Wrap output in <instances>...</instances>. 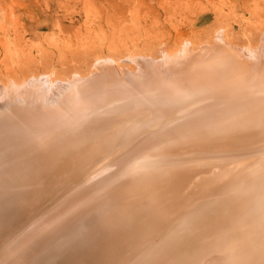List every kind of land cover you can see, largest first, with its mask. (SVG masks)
<instances>
[{
  "label": "bare ground",
  "instance_id": "6f19581e",
  "mask_svg": "<svg viewBox=\"0 0 264 264\" xmlns=\"http://www.w3.org/2000/svg\"><path fill=\"white\" fill-rule=\"evenodd\" d=\"M220 46L221 42H216L214 45L204 46L194 51L186 45L183 51H179L180 54L177 52L162 59V63L169 69L179 73L175 85L178 84L174 85L173 92L179 88L180 83L184 82L203 84L206 85L205 87L217 84V88H221V91L211 92V99L202 103V107L189 109L190 119L183 122L184 128L181 130L180 125L176 126L171 136L159 126L150 128L152 122H154L152 125H156L161 119V115L155 112L154 118L147 122H139L138 124H141L139 128L134 129L131 125L129 128L122 129L123 132L118 135L119 131L115 128L116 134L113 130L110 134L108 128L111 126L113 128L115 122H122L117 115L121 111L130 109L132 102H138V98L128 100L126 96H130L131 91H125L124 86H113L114 90L105 92L103 95L94 94L95 90H98L96 88L92 92L88 89L85 82L92 77H101L98 72L100 69L109 71L115 68L112 62L102 59L95 62L97 71L95 70V73L85 78L86 80H77L80 78L73 75L74 82H84H82L84 84L83 94L73 95L74 100L70 102L74 106L69 108L77 109L73 111L74 113L69 114L68 112L67 116L64 115L63 120V122L78 123L79 119L84 118L87 112L94 110L95 107L107 108L109 111L103 110L96 122L94 121L95 123L103 122L99 129L93 130L98 131L97 134L89 133L91 136L88 139L94 141L92 143L100 138L104 139L102 143L101 141L97 143L100 144L96 146V149L91 151L92 146L87 149L83 148L85 139L81 140L79 133L87 129L84 126H80L78 133L75 134L58 131L59 133H55L56 136L49 134L46 138H43L45 134L43 131L42 138L19 143L18 140L24 136L22 132L28 130L29 134L35 132L33 129L39 128L27 125L18 130L21 124L8 122L11 126L9 130L11 134H8V137L12 138L9 146L14 144L13 152L17 151L18 155H15L13 160H9L10 150L0 146V166L4 169L8 166L0 179V186L8 188L5 191L0 190V211L14 205L16 212L20 210L16 216L25 218L27 212L31 214L36 211L35 213H38L48 205L57 203V197L63 194L65 196L60 202L64 201L68 204L60 207L62 210L65 206V210L60 214L56 213L44 220L43 224L36 227L29 236L9 247L2 255L0 254V264H264V139L262 137L264 136V93L253 91L236 101L231 99L228 86L236 82L234 75L231 74L236 68L233 67L234 60H229L223 67L219 65L220 68L214 65L209 67L211 62L206 61L210 60L213 55H217V52H222ZM253 59L250 58V62ZM141 61L138 59L137 62L142 67L143 62ZM209 69L212 70V77L209 75L212 80L200 81L202 77L208 76L205 73ZM138 74L143 75L141 70ZM148 80L150 84L146 86L150 88L147 94L152 95L155 93L156 86L159 87V82H154L153 78ZM118 82L124 83V79ZM39 85L37 84V88L28 98L37 96V94L39 96L46 94L45 86L47 85L45 84L44 88ZM97 87L100 88V85ZM23 88H25L24 85L16 86L18 89L15 90L16 95H20L19 92H22ZM26 89H23L25 97L29 94ZM139 90L146 91L147 89L142 87ZM7 95L10 97L9 92ZM89 97V101L83 103V100ZM174 97L171 102L172 106H169V110L163 113L165 122L173 121L169 115L173 107L178 108L181 104L180 107L187 110L188 103H197L196 98H192V95L186 94L183 90L177 92ZM118 99L123 101L117 105L114 101ZM103 100H109L111 105L116 104L117 106L110 108L101 103L106 102ZM97 102L98 104L94 105ZM30 104L27 106L32 107ZM156 105L154 103L153 109ZM82 109L88 111L75 116V113ZM97 110L101 109L97 108ZM11 117L15 119L12 121L22 119L18 118L17 114H8L2 118L7 121L6 119L10 120ZM125 118L123 117V120ZM83 122H86V119ZM199 122L212 123L207 128L198 129L195 126H198ZM104 130L107 131L104 132ZM68 134L71 136H67ZM139 135L142 139L134 140L135 136ZM233 135H237L235 137L238 138L231 137ZM179 136L184 139L189 137L191 141L186 142L185 140V144L192 143V140L193 142L200 140L202 137V140L208 139L204 140L208 143L205 142L207 153L201 156L200 154L199 156L187 155V160H191V163L192 160H196L197 163L188 164L189 166L184 168V175L181 173L183 176L177 171L176 173H169V170L164 172L161 168L163 164H174L181 157L174 155L172 157L171 154V157H165L166 155L162 157L156 152L151 155L159 147H168L167 143H175L173 140L180 139ZM220 139L222 141L239 139L242 144H246L244 143L246 140L252 146L247 148L248 150L246 147H240L233 152L224 153L223 146L218 148ZM42 140H45L44 144ZM127 142L134 143L126 149ZM86 145L89 146V144ZM18 147L20 148L17 150ZM254 147L260 158L257 161L251 160V164L246 163L247 160L244 166L241 163L242 160L234 156V154L237 156L250 154L251 156ZM74 149L81 151L79 159L74 155L65 154ZM169 149L167 153L170 152ZM117 153L122 155L118 154L119 156L115 157ZM70 154L73 153L70 152ZM84 156L86 159L82 158ZM200 158L202 161L199 160ZM228 158H233L229 159L232 164L220 163L225 161L221 159ZM65 164L67 168H64ZM12 165L14 166L11 167ZM219 165L222 167H217ZM77 166L84 167V170L82 169L84 172L81 170L84 175L73 179L72 175L74 176ZM249 166L250 168H247ZM64 169L68 170L67 174H64L66 171ZM137 171L141 173L135 176L136 173L138 174ZM52 173H56L52 176L53 181L48 180ZM178 175H181L182 179L176 183L173 177ZM170 180L174 182L170 188L172 191L165 193L166 185L169 182L173 183ZM51 182L52 186L56 184V187L61 186L56 189L57 194L53 189L55 195L47 199V191H50ZM228 188L231 189L227 191ZM53 191L50 192L53 193ZM46 192L47 200L40 198L44 197L43 194ZM1 197L4 198L1 199ZM20 203L23 205L20 206ZM8 213L11 212H6ZM9 223L11 224V221Z\"/></svg>",
  "mask_w": 264,
  "mask_h": 264
},
{
  "label": "rangeland",
  "instance_id": "374dc122",
  "mask_svg": "<svg viewBox=\"0 0 264 264\" xmlns=\"http://www.w3.org/2000/svg\"><path fill=\"white\" fill-rule=\"evenodd\" d=\"M216 42H221L220 49L222 52H217V55H213L210 60L206 61L211 62L209 67L214 65L220 68L221 66L219 65L223 67L229 60H234L233 67L236 68L231 74L234 75L236 82L228 86V94H231V99L236 101L253 91L254 93H260V91L264 93V0H0V146L10 150L9 160H13L14 156L18 155L17 151L13 152L15 145L9 146L12 138L8 137V134H11L9 131L11 126L8 122H16V124H21L18 130L25 128L27 125L39 128L33 129L35 132L29 134L27 133L28 130H23L25 132L21 134L24 136L18 140L19 143H27L37 140V138H42L43 131L45 133L43 138H46L49 134L56 136L55 133H59L58 131L75 134L78 133L77 131H79L78 128L80 126H84L87 129H83L84 132L79 133L80 139H85L82 145L83 148L87 149V147L92 146L90 148L91 151L96 149V146L100 144L97 143L100 141L102 143L104 139L100 138L98 141L95 140V143H92L94 141L88 139L91 136L89 133L97 134L98 131L94 132L93 130L99 129L103 122L95 123L96 119L107 108L97 106L92 110L93 112H87V109L80 110V112L75 113V116L87 112L85 117H88L79 119L80 122L78 123L63 122V120L65 119L64 115L67 116L68 112L71 114L77 109L75 107L69 108L70 106H74L70 102L74 100L73 95L76 93L83 94L84 82H74L73 75H77L80 78L77 80H84L88 76L90 77L97 69L95 62L98 59L112 62L111 64L115 68L109 71H107L108 69L106 71L100 69L98 72H100L99 75L101 77H92L86 81L85 83L91 92L96 88L98 90H95L94 94L99 93L103 95L105 92L114 90L115 87L113 86H124L125 91H131L130 96H126L128 100L138 98V102H132L133 105L130 109L124 112L121 111L118 115L116 114L119 119L121 118L122 122L117 118L120 122H115L113 128H111L112 126L108 128L110 134L114 130L116 131V129L119 131L117 135L118 133L121 134L120 132H123L126 127L129 128L131 125L134 126H132L134 129L139 128L141 125L138 124L139 122H147L154 118V114L157 113L161 115L163 121L160 119L156 124L157 126L155 124V126L152 125L154 123L152 122L150 128L152 127L151 129H153L159 126L171 136L175 132L176 126L180 125L181 130L184 128L183 122L190 119L189 109L202 107V103L204 104L211 99L210 93L221 91V88H217V84L205 87L206 85L203 84L197 85L184 82L183 84L180 83L178 85L179 88L173 92L174 87L178 84L175 85L179 73L178 71L173 72L169 69L168 66L162 63V59L168 55H174V53L183 51L186 45L194 51H198L202 47L214 45ZM250 58L254 59L250 62ZM138 59L140 61L142 59V67L137 62ZM140 70L143 75L138 74ZM209 71L206 72L208 74L205 73L208 76L202 77L200 81L212 80H210L212 70L209 69ZM151 78H153L154 82H159H157L159 87L156 86L154 94L148 95L147 92L150 87L146 85L150 84L148 83V79ZM120 79H124V83H119L118 80L120 81ZM143 79L146 80L144 82L140 81ZM36 82L43 88L46 84L48 86H45L47 92L44 96L37 94V96L34 95L28 98L31 92L37 88ZM20 85L25 86L24 90L27 88L26 91L29 94L26 97L24 96L25 94L23 95V89L21 90L22 92H19L20 95H16L17 92L15 90H18L16 86ZM98 85H100V88L97 87ZM142 87H145L147 90L140 91L139 89H142ZM9 88L10 91H8ZM60 90L61 92H59ZM181 90L186 91V94L192 95V98H196L197 103H188L186 105L188 106L187 110L182 109L180 107L181 104L178 105V108L177 106L173 107V111H168L173 121L165 122L166 119L163 113L167 112L165 110H169V106H172V99L175 98L174 95ZM7 91L10 93V97H8ZM13 92L14 95H12ZM4 93L6 94L4 95ZM89 99L90 97L83 100V103L88 102ZM103 101H106L101 102L104 103L103 105L115 108L123 100L118 99L114 101L117 105H111V101L109 100ZM29 103H31L32 107L27 106ZM154 103L157 105L153 109ZM97 104L98 102L94 105ZM97 108L101 110H97ZM141 109L142 113H140ZM62 110L64 114H62ZM8 114H17L18 118L22 119L12 121L13 118L11 117L10 120L6 119L7 121H5L2 117ZM140 114L141 116H139ZM61 116L63 117L61 118ZM123 117L129 118L128 120L124 119L127 120V123L123 120ZM85 119L86 122H83ZM211 123L204 122L203 124V122H199L197 123L198 126L195 127L198 129L207 128ZM119 127H122L121 130ZM106 131L104 130V132ZM146 131H150V129H146ZM146 131L144 130V132ZM60 136L62 135L60 134ZM67 136L71 135L68 134ZM235 136L237 135L231 137L238 138ZM135 137L134 140L136 141L142 139L141 135ZM262 137L264 139V136ZM182 138L180 137L181 140L179 138L173 140L175 143H167L168 147L161 146L158 148L160 151L157 149L151 153V155L155 152L159 153L162 157L163 155H166L165 157H171V155L172 157H181L174 164H163L161 167L162 171L166 172L169 170V173H176L177 171L178 174L182 173L184 175V168L186 166L197 163L196 160H192L191 163L189 159L188 162L186 159L187 155L192 156L193 154L194 156H199L200 154L201 156L208 152L206 150L208 143L204 142V140L208 139L202 140V137L201 141L194 140L193 142L192 140V143L188 142V144H185V140L186 142L191 140L188 139L189 137ZM177 140L182 143L180 144ZM42 141L40 142L44 144L45 140ZM198 142L200 143L198 144ZM245 142L246 144H242L239 139L227 141L220 139L218 148L223 146L224 153L228 151L233 152L240 147H246V150H248L247 148H250L252 145L249 141L244 140ZM133 143L127 142L126 149L132 146ZM86 144H89V146ZM181 145L182 147H180ZM254 146L256 147V145ZM173 147L174 150L172 151ZM255 147L251 156L250 154H240L242 156L234 154V156L241 159V163L244 166L246 163L251 164V160L254 161L255 159L257 161L260 158ZM168 149L169 153H167ZM209 150L211 151L210 147ZM70 152L73 154H70ZM172 152H175V154H172ZM80 153V150L78 152V150L74 149V151L69 150L65 154L68 156L74 155L79 159ZM118 154L115 157L122 155ZM66 158L70 159V157ZM233 158L221 159L225 161L220 163L224 165L232 164L229 159ZM199 160L202 161L201 158ZM247 160L248 162H246ZM181 161H183V164H181ZM164 165L165 167H163ZM66 166L65 164L64 168ZM84 167L87 166L84 165ZM217 167L221 168L222 166L219 165ZM6 168L4 169V167L0 166V179L6 172ZM83 168L77 166L72 178L78 179L83 176ZM247 168H250V166ZM64 170H66L64 174H67L68 170ZM58 172L60 173V170ZM137 172L138 174L136 173L135 176L141 173V171ZM197 172L198 170L196 169V175L198 176ZM52 174H50L51 178L48 177V180L51 179L53 181L52 176H55L54 174L56 173ZM181 175L173 177V181L176 182L182 179L183 175ZM172 184L174 185V182H169L166 185L165 193L172 191L170 189L173 186ZM50 186H52V182ZM50 186V191L55 189V193H58L56 189L61 185L56 187V184V186H52L53 188H50ZM6 189H8L7 186H0L1 191H5ZM230 189L228 188L227 191ZM50 191H47L48 196L46 192L43 194L45 196L40 198L44 200L50 199L48 197L52 198L55 193L53 191V194ZM64 196L65 194L61 197L58 196L57 203L48 205V207L40 210L38 213H35L36 211L31 214L27 212L25 218L16 216L20 210L16 212L14 205L8 206L7 209L3 208L0 211V254L2 255L9 247L18 244L17 242L29 236L36 227L43 224L44 220L65 210V206L62 210L60 209L63 205L68 204L64 203V201L60 202ZM21 205L23 203H20ZM6 212L11 213L6 214ZM9 221H11V224Z\"/></svg>",
  "mask_w": 264,
  "mask_h": 264
}]
</instances>
